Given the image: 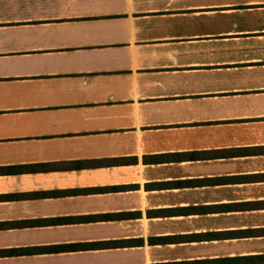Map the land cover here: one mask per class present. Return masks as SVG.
I'll list each match as a JSON object with an SVG mask.
<instances>
[{"label": "crops", "instance_id": "crops-1", "mask_svg": "<svg viewBox=\"0 0 264 264\" xmlns=\"http://www.w3.org/2000/svg\"><path fill=\"white\" fill-rule=\"evenodd\" d=\"M0 264H264V0H0Z\"/></svg>", "mask_w": 264, "mask_h": 264}]
</instances>
